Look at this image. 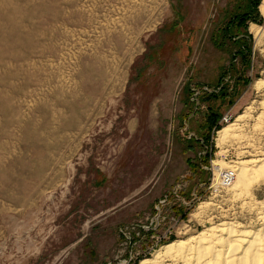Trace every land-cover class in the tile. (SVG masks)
Listing matches in <instances>:
<instances>
[{"label":"rangeland","instance_id":"obj_1","mask_svg":"<svg viewBox=\"0 0 264 264\" xmlns=\"http://www.w3.org/2000/svg\"><path fill=\"white\" fill-rule=\"evenodd\" d=\"M261 3L0 0V264H139L217 225L263 229L264 177L211 186L213 162L236 178L264 158Z\"/></svg>","mask_w":264,"mask_h":264},{"label":"bare ground","instance_id":"obj_2","mask_svg":"<svg viewBox=\"0 0 264 264\" xmlns=\"http://www.w3.org/2000/svg\"><path fill=\"white\" fill-rule=\"evenodd\" d=\"M259 11L260 14L264 15V0L259 6ZM262 30V28L255 25H251L249 28V32L256 38L257 42L260 36H263ZM253 87L261 89V87H264V81H256ZM238 118H241V116ZM233 127L234 125L230 124L217 133L216 146L219 150L222 145L227 143L226 139L230 137ZM238 164L240 166L236 164L239 168H235H238L235 178L234 170L224 172L223 168H227V166L213 162V172L216 173L217 177H213L211 186L214 188L226 187V189L230 187L229 192L237 194L245 191L252 173L264 177V158L257 157ZM252 168H256V170L252 171ZM194 198L195 195H192L191 203ZM208 205V202L200 203L192 217L198 219ZM259 205L262 212L260 211L258 218L263 222L264 201ZM156 208H158V205ZM243 227H240V224L239 226L234 224L217 225L198 233L197 236L188 240L173 241L162 247L153 258L142 260L139 264H164V260H167V258L168 260L173 259V261L179 259L184 264H264V228L248 231Z\"/></svg>","mask_w":264,"mask_h":264},{"label":"built area","instance_id":"obj_3","mask_svg":"<svg viewBox=\"0 0 264 264\" xmlns=\"http://www.w3.org/2000/svg\"><path fill=\"white\" fill-rule=\"evenodd\" d=\"M167 195H164V197L162 199H158L155 203L154 209H155V214L153 216H151L150 218L147 219V222L145 224L142 225H136V227H138L143 233L149 234L151 232H155L157 230V228L160 226V211H159V207L160 205L166 203L167 201ZM158 205V208H156V206ZM166 237H162V236H154V234L151 236L150 242L153 243V248L160 245L163 241H165Z\"/></svg>","mask_w":264,"mask_h":264},{"label":"trees","instance_id":"obj_4","mask_svg":"<svg viewBox=\"0 0 264 264\" xmlns=\"http://www.w3.org/2000/svg\"><path fill=\"white\" fill-rule=\"evenodd\" d=\"M243 50H244V52L242 54H244V55H248L249 54V51H247L246 49H243Z\"/></svg>","mask_w":264,"mask_h":264}]
</instances>
